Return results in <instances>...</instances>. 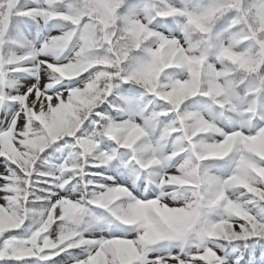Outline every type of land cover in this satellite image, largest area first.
Returning a JSON list of instances; mask_svg holds the SVG:
<instances>
[{
    "label": "snow or ice",
    "instance_id": "snow-or-ice-1",
    "mask_svg": "<svg viewBox=\"0 0 264 264\" xmlns=\"http://www.w3.org/2000/svg\"><path fill=\"white\" fill-rule=\"evenodd\" d=\"M0 264H264V0H0Z\"/></svg>",
    "mask_w": 264,
    "mask_h": 264
}]
</instances>
